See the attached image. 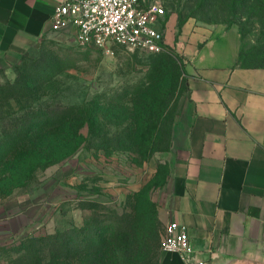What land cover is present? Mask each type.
Masks as SVG:
<instances>
[{
	"label": "rangeland",
	"instance_id": "rangeland-1",
	"mask_svg": "<svg viewBox=\"0 0 264 264\" xmlns=\"http://www.w3.org/2000/svg\"><path fill=\"white\" fill-rule=\"evenodd\" d=\"M159 1L166 13L176 15L178 20L183 13L191 15L188 19L237 26L245 49H254L264 41V12L253 6L255 0ZM236 10L240 12L234 13ZM164 28L162 18L160 29L164 32ZM162 53L176 57L170 51ZM157 57L158 54L117 44L109 48L83 45L75 41L73 32H53L14 67L0 72L1 117L11 111L2 98L22 93L29 104L37 107L47 103L56 106L59 102L65 106L91 102L92 107L106 103L108 111L102 115L110 123L105 126L109 131L107 138L98 140L88 135L70 156L33 175L25 172L22 182L13 178L6 182L7 191L0 194V210L4 206L6 219L15 217L11 224L15 233L0 238V264L18 256L7 246L22 245L24 239L33 235L72 226L88 227L90 235H95L96 213L108 209L128 212L140 192H148L157 203L169 174L171 127L187 94L183 76L179 81L172 76L169 81L152 85L150 74ZM150 82L157 91L148 95ZM13 83L17 86L13 87ZM143 98L150 107L156 106V116L164 110L167 119H160L156 126L146 115L137 130L140 143L133 144L131 120L126 118L129 113L124 111L119 118L110 119L109 104L120 101L131 107ZM162 123V136L147 147L153 130ZM119 140L123 144L118 145ZM30 168L28 164L26 171Z\"/></svg>",
	"mask_w": 264,
	"mask_h": 264
},
{
	"label": "crops",
	"instance_id": "crops-1",
	"mask_svg": "<svg viewBox=\"0 0 264 264\" xmlns=\"http://www.w3.org/2000/svg\"><path fill=\"white\" fill-rule=\"evenodd\" d=\"M55 6L0 0V72L56 32ZM178 22L170 15L164 35L184 62L187 94L171 128L169 174L156 204L164 225L187 226L193 253L162 251L161 264H264V66L238 64L237 26ZM6 216L2 206L0 238L15 233V217Z\"/></svg>",
	"mask_w": 264,
	"mask_h": 264
},
{
	"label": "trees",
	"instance_id": "trees-1",
	"mask_svg": "<svg viewBox=\"0 0 264 264\" xmlns=\"http://www.w3.org/2000/svg\"><path fill=\"white\" fill-rule=\"evenodd\" d=\"M252 4L264 12V0H255ZM239 12L236 10L234 13ZM169 16L170 13L165 14L164 22ZM188 16L191 15L181 13L179 25ZM153 54H158V57L151 69L152 85L156 86L165 79L169 81L172 76L178 81L180 76L185 77V65L181 58L166 53ZM238 64L244 67L264 66V41L254 49H245L242 42ZM182 83L186 85V81ZM13 84V87L17 86ZM149 84L148 95L157 91L151 82ZM24 98L22 93H11L2 98L11 111L8 115L0 116V194L5 193V184L11 178L22 182L25 172L33 175L38 169L73 154L88 135L102 140L109 134L105 126L110 123L102 115L108 111L106 103H96L92 107L91 102L76 106H65L59 102L56 106L47 103L37 107ZM140 100L131 107L120 101L109 104L112 107L110 119L114 116L119 118L124 111L129 113L126 118L131 120L129 127L133 144L140 143L137 130L141 128V121L146 115L156 126L160 124V119H167L163 116L164 110L156 116V106L150 107L146 98L142 102ZM162 134L163 123L153 130L147 147L158 142ZM121 144L123 142L119 140L118 145ZM28 164L31 168L26 171ZM96 214L98 225L95 226V235H90L88 227L77 226L51 234L33 235L24 239L22 245L6 247L18 254L14 261L6 264H161L164 224L159 217L157 204L148 192L136 195L128 212L108 209Z\"/></svg>",
	"mask_w": 264,
	"mask_h": 264
},
{
	"label": "built area",
	"instance_id": "built-area-1",
	"mask_svg": "<svg viewBox=\"0 0 264 264\" xmlns=\"http://www.w3.org/2000/svg\"><path fill=\"white\" fill-rule=\"evenodd\" d=\"M165 14L159 0H56L51 28L73 32L75 41L83 45L109 48L117 44L145 53H162L169 51L160 29ZM161 250L182 257L192 255L187 226L169 222Z\"/></svg>",
	"mask_w": 264,
	"mask_h": 264
}]
</instances>
